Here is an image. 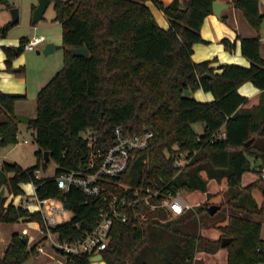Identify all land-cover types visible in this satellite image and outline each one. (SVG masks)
Here are the masks:
<instances>
[{"label":"trees","instance_id":"1","mask_svg":"<svg viewBox=\"0 0 264 264\" xmlns=\"http://www.w3.org/2000/svg\"><path fill=\"white\" fill-rule=\"evenodd\" d=\"M152 2L168 19V29L156 23L147 2ZM214 0H50L54 21L62 28L63 67L38 91L36 116L28 124L33 130L36 164L22 168L3 162L0 167V223L33 221L43 233H56L60 243L75 242L90 233L101 210L109 207L110 194L130 199L135 188L162 182L173 191L206 193L215 181L233 194L206 193L204 205L229 206L232 213L214 222V228L233 241L227 264H257L264 244L262 225L251 217L260 216L264 207L261 170L249 160L264 162V60L259 56V40H240L241 54L248 68L222 65L215 73L211 61L195 63L192 47L205 43L200 35L203 20L212 14ZM7 0H0L6 5ZM247 22L259 29L263 15L258 0H235ZM11 23L0 27L4 39ZM26 38L17 47H2L7 69L21 54ZM227 49L233 46L222 41ZM86 48L88 57L73 55L69 49ZM206 76V77H203ZM251 83L261 90L257 105L244 108L247 98L239 87ZM210 92L211 102H198L185 91ZM24 94L0 91V148L18 142L15 103ZM203 124L197 134L192 125ZM126 135L153 134L148 147L131 153L127 169L118 177L101 182L103 192L87 197L76 187L58 189L55 178L66 171H93L113 144V130ZM223 130V138L213 136ZM91 137V146L86 136ZM254 138L249 146L245 143ZM49 161L55 165L52 178L36 173ZM96 156L89 168L90 154ZM184 155L187 163L174 166V157ZM253 172L258 178L242 186V176ZM31 183L38 199H58L69 206L72 217L46 228L40 212L7 203V194H24L21 186ZM163 186V185H162ZM161 186V187H162ZM163 188V187H162ZM168 189H163L166 192ZM228 193V192H226ZM140 206L136 208V211ZM203 208H189L168 220L164 212L148 213L145 220L129 212V224L114 222L107 246L99 254L106 264H193L196 253H215L220 241H208L199 233L197 215ZM208 212V210L206 209ZM241 212L244 216L238 215ZM209 214V212H208ZM135 222V226H132ZM37 245L28 247L14 233L0 264H25L36 254ZM90 254L70 256L68 264H91Z\"/></svg>","mask_w":264,"mask_h":264},{"label":"rangeland","instance_id":"2","mask_svg":"<svg viewBox=\"0 0 264 264\" xmlns=\"http://www.w3.org/2000/svg\"><path fill=\"white\" fill-rule=\"evenodd\" d=\"M37 4L38 0H7L6 5H0V27L11 22V9H17L18 11L17 23L10 28L7 36L4 39H20L24 37L31 38L34 35H42L45 38V41L40 44L36 50L27 51L23 49L21 54L13 58L14 60L17 59L22 61L21 67L23 69L21 72H11L12 69H17L18 67L11 66L8 69V71L17 79L21 78L24 86L26 85L27 87L26 92H23L24 90L22 92H17L24 93L25 99L16 102L14 108L15 113H21L27 117H34L36 115L37 92L63 67L62 28L59 22L54 21L55 12L53 5L49 4L43 13L42 18L37 23L33 24L32 14ZM47 44H52L55 50L45 56L42 52ZM37 51L40 53L37 54ZM42 78L44 80H41ZM184 95L187 97H192V92L185 91ZM192 128L197 134H200L203 131V124H193ZM18 131V141L22 144L21 146H23V154L26 155L27 148H29V146L36 145L33 138V130L29 125L19 123ZM91 154L94 153L92 152ZM28 155L35 160L34 164H36L35 153L33 151H29ZM249 162L251 166H254V168L259 170L264 169V162H262L260 159H251ZM55 169L56 165L52 160H50L45 167L40 165V170L38 171L39 178L46 179L54 177ZM256 176L257 174L254 175L252 172L245 173L242 179V186L247 185L251 179H254ZM261 184L264 187V181H261ZM206 193H224L225 200H229V197L233 195L230 192V189L221 188L215 181L208 183ZM206 193L200 191H182L181 196L189 208L197 209L200 206L203 208V210L197 215L199 233L203 238L213 242L219 240L223 236L221 232L214 228V222L217 219L222 218L225 214L232 213L233 211L229 206L224 205L221 206L214 215L208 214L206 209L210 205L203 204L206 199ZM10 197L11 195L7 194V201ZM23 200H26V197ZM59 204L62 208V212L56 214V224L66 222L72 217L71 211L66 208L61 201ZM236 213L240 216H244L241 212ZM251 218L260 222L262 225L261 237L262 240H264V207L262 215H253ZM0 225L6 230L7 228L5 226H7L11 233L14 232L18 235H23L24 237L29 236L31 243L36 239L37 236H41L38 223L33 221H26L25 223H0ZM2 232L4 234L5 231L2 229ZM51 239H56L55 234L51 233L50 237L43 241L44 252H41L38 257L33 258L38 253L36 250V254L32 257L33 259H29L25 264H62L61 262L65 261L66 258L64 255L56 252L51 244ZM3 245V242L0 241V253L4 249ZM227 257L228 250L225 248L219 249L215 255L214 253L199 252L195 254L193 264H227ZM98 263L106 264L103 261H99Z\"/></svg>","mask_w":264,"mask_h":264},{"label":"built area","instance_id":"3","mask_svg":"<svg viewBox=\"0 0 264 264\" xmlns=\"http://www.w3.org/2000/svg\"><path fill=\"white\" fill-rule=\"evenodd\" d=\"M44 41V36L34 35L27 40L23 49L34 51ZM224 136V131L220 130L218 134L213 136V139L223 138ZM152 137L153 134L149 131H144L141 134L126 135L121 128H115L113 130L114 142L102 156L98 167L93 171L62 172L55 178L58 189L62 192H67L71 187H76L87 197H98L104 190L101 182L122 174L128 167L132 156L131 153L145 150ZM86 138L89 146H91V137L87 135ZM95 159L96 156L91 154L89 168H94ZM186 163L184 155L174 157L175 167ZM36 177L39 178L38 172L36 173ZM260 179L264 181V169L260 174ZM163 189H168V186L160 182L158 184L147 185L144 188H135L130 199L110 194L108 197L109 207L100 211L98 223L90 233L75 242H59L56 245L61 250V254L66 258L64 264H68L67 258L70 256H80L83 254L94 256L104 250L107 246L109 232L113 223L116 221L121 224H129L130 210L134 218L142 220L147 218L148 213L158 211L164 212L167 215V219L171 220L181 216L189 209V206L181 196V190L173 191L172 189H168L164 192ZM34 202L38 207V212L41 213L44 219L46 228L55 226V216L62 212L59 204L60 200L38 199L35 196ZM139 206L140 209L136 211V208ZM131 224L135 226V222ZM36 250L42 252L40 248ZM257 252L261 253L263 257L262 261L257 264H264V244L257 247Z\"/></svg>","mask_w":264,"mask_h":264},{"label":"crops","instance_id":"4","mask_svg":"<svg viewBox=\"0 0 264 264\" xmlns=\"http://www.w3.org/2000/svg\"><path fill=\"white\" fill-rule=\"evenodd\" d=\"M159 1H161L163 4H169L172 0H159ZM234 1L235 0H214V2L226 4L228 5V7L221 11L219 18L216 17L215 14H213L212 12L211 15H208L203 20L200 29V35L202 39L205 41V43H197L194 44L192 47V54H191L192 61L195 63L211 61L210 67L214 69L215 73L220 72L219 68L222 65L233 64L245 68H248L250 66V62L241 54V50H240V40L244 38H248V39L256 38L259 40V56L261 59L264 60V30L261 27H259V29L253 28L247 22L243 13L239 9L233 6L232 3ZM146 4L149 10L151 11L158 26L165 30L168 29L169 22L167 17L152 2L149 1ZM258 10L259 13L264 17V0H258ZM20 39L9 38V39L0 40V91L1 92L17 93V92H22L23 90H24L23 92H26L27 90V87L26 85L24 86L22 79L21 78L17 79L8 71L7 66L5 64L6 56L2 50V47H17L20 43ZM26 39L28 40L29 37H26ZM223 40H227L233 46V48L227 49L222 42ZM13 60L14 59L11 60V66L18 68L12 70H19L18 72H21L23 69L21 67L22 61H19L17 59L14 61ZM43 78L41 80H44ZM238 93L241 96L247 98V103L243 106L244 108H251L252 106L257 105L261 96V90L255 88L249 82L242 84L238 89ZM19 94H24V93H19ZM192 97L198 102H203V103L211 102L213 100V95L210 92H205L201 89L193 92ZM15 114L25 116L21 113H15ZM35 116L29 118L32 120L35 118ZM17 139L19 140V131H18ZM21 145L22 144L18 141L14 145L5 148H0V167L3 162L16 163L22 168H29L35 165L34 164L35 160L28 155V152L33 151L35 153L37 150V145L29 146V148H27L26 150V155L23 154V146ZM246 173H250V172H246ZM253 174L255 175V173ZM256 178H258V175L254 177V179H251V181L248 184L254 182ZM21 188L24 191V194L17 197L11 196L8 199L7 203L11 202L15 206L23 205L31 213L38 212V207L34 202V197H35L34 185L31 183L23 184ZM25 197L26 200H23ZM19 222L25 223L26 221L22 220ZM5 227L7 228V230L0 225V241H2L4 244L3 245L4 249L0 253V257L3 256L6 247L10 243L11 236L12 234H14V232L11 233V231L7 226ZM2 229L6 233L4 232L3 234ZM52 234H55L56 239H51V244L56 250V252H59L58 248L56 247V245L59 244L58 235L56 233H52ZM40 235L41 236H37L32 243L30 242V237L28 236L27 246L31 247L32 245H37L36 247L40 248L42 252H44L43 241L46 240L48 237H50L51 232L43 233L40 230ZM19 236L21 238L24 237L23 235H19ZM217 252L214 253V255L217 254ZM40 253L41 252H38L37 255L33 258L38 257ZM65 261L61 263L64 264ZM98 262H93L91 264H99Z\"/></svg>","mask_w":264,"mask_h":264},{"label":"water","instance_id":"5","mask_svg":"<svg viewBox=\"0 0 264 264\" xmlns=\"http://www.w3.org/2000/svg\"><path fill=\"white\" fill-rule=\"evenodd\" d=\"M50 4V0H38V4L37 6L34 8L33 10V14H32V23L35 24L37 23L43 16V13L45 12L47 6ZM228 7V5L226 4H222L219 2H213L212 4V12L213 14H215L216 17H220V13L222 10L226 9ZM10 14L12 17L11 20V24L15 25L17 23L18 20V11L17 9H11L10 10ZM260 27L264 30V18L260 23ZM54 51V47L52 44H47L45 46V49L43 50V54L46 56L48 54H50L51 52ZM69 51L73 54V55H80V56H84V57H88L89 53L87 51L86 48H71L69 49ZM38 54L40 53L39 51L37 52ZM13 72H18L19 70H12ZM206 77V76H203ZM31 119L27 116H21V115H16V122L17 123H22V124H26L28 125L30 123ZM254 138L250 139L249 141H247L245 143V146H249L252 142H253ZM44 162L47 163L49 161V152L45 151L44 152ZM5 191V188L2 187L0 190V195H3ZM66 208H69L68 205H64ZM220 209L219 205H210L207 210L209 212L210 215H214L218 210ZM233 239L229 238V237H222L221 241H220V245L221 248H226L228 245H230L232 243ZM22 242L24 244L27 245L28 242V238L27 237H23L22 238ZM59 252L61 253V250L58 249ZM90 263L93 262H98V261H102V256L101 254H96L94 256H91L89 258Z\"/></svg>","mask_w":264,"mask_h":264}]
</instances>
